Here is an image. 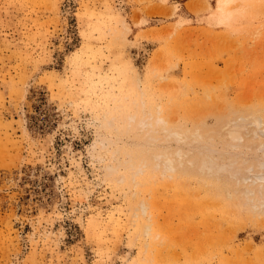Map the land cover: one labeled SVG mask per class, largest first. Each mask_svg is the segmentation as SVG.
Here are the masks:
<instances>
[{
    "label": "rangeland",
    "instance_id": "rangeland-1",
    "mask_svg": "<svg viewBox=\"0 0 264 264\" xmlns=\"http://www.w3.org/2000/svg\"><path fill=\"white\" fill-rule=\"evenodd\" d=\"M230 1L0 0V264H264V0Z\"/></svg>",
    "mask_w": 264,
    "mask_h": 264
},
{
    "label": "bare ground",
    "instance_id": "bare-ground-1",
    "mask_svg": "<svg viewBox=\"0 0 264 264\" xmlns=\"http://www.w3.org/2000/svg\"><path fill=\"white\" fill-rule=\"evenodd\" d=\"M230 0H227V2L224 4V5H221L219 8V12H220V16L222 17V16H224L225 15V13H226V7H227V4H228V2H229ZM232 1H234V0H232ZM240 2V1H239ZM241 2H243V1H241ZM230 3H232L231 1H230ZM229 3V4H230ZM245 4V3H244ZM243 5V4H242ZM241 6V5H240ZM244 6V5H243ZM67 9V8H66ZM67 11V10H66ZM69 12V11H68ZM231 13V12H230ZM163 121H162V119L161 118H158V119H156L155 120V123H157V125H162L161 126V128L164 130V132L167 134V135H169V136H174L175 137V139L177 140V141H180V140H184V135H182L181 133H179V132H177V131H174V130H170V129H168L163 123H162ZM138 126L139 127H141V128H143V127H145L146 125H150L151 124V122L150 121H148V120H146V118H140L139 119V121H138ZM230 123H232V122H230ZM235 123V122H234ZM238 123V122H237ZM233 124V123H232ZM228 125V124H227ZM226 125V126H227ZM225 126V127H226ZM233 125H231L230 126V129H229V126L228 127H226V130H227V133H226V136H228V144H229V146H236L238 143H241L240 141V139H242L241 138V134H240V131H239V128H238V126H240V125H238V126H236L235 125V127L233 126ZM232 128V129H231ZM84 132V131H83ZM225 132V131H224ZM84 136L86 135V133H84L83 134ZM87 136V135H86ZM168 137V136H167ZM261 143V149H263L264 148V143L262 144V142H260ZM264 150V149H263ZM176 155L178 156V160H179V162L176 164L175 163V158L174 157H172V155L171 154H168L167 152L165 153H163V155H155V158L157 159V163L155 164V166L156 167H161V169H162V172L163 173H166L168 170H172V169H174L175 168V166H181V167H184L185 166V164H187V163H192L193 161L192 160H187V159H185L184 157H185V153H183V151L181 152V150L179 149V150H177L176 152ZM184 158V159H183ZM224 159V158H223ZM225 162H227V161H225ZM149 164V161H146V162H141L140 163V166L138 167V169H140L141 168V170L143 169V168H145L147 165ZM219 165V164H218ZM198 166V168H199V173L200 174H202V173H204V174H212V173H214V174H216V175H219L221 172H220V170H221V168L219 167H217V163H216V160H215V157L214 156H211V155H205V156H203L202 157V159L200 160V162H199V164L197 165ZM223 167H224V165H223ZM133 168V167H132ZM227 168V167H226ZM88 169H90V168H88ZM107 169L108 170H110V171H112V172H114V170L111 168V167H107ZM94 171V170H93ZM90 172V174H92L93 172L92 171H89ZM92 176V175H91ZM93 177V176H92ZM91 178V177H90ZM248 190V189H247ZM248 192H252L251 191V189H249L248 190ZM259 199L260 200H264V198H263V196L261 195L260 197H259Z\"/></svg>",
    "mask_w": 264,
    "mask_h": 264
}]
</instances>
